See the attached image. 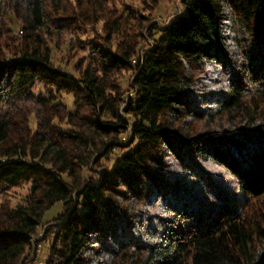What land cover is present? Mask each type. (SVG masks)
<instances>
[{
    "label": "trees",
    "instance_id": "16d2710c",
    "mask_svg": "<svg viewBox=\"0 0 264 264\" xmlns=\"http://www.w3.org/2000/svg\"><path fill=\"white\" fill-rule=\"evenodd\" d=\"M108 2L0 0V196L28 187L1 203L0 264L24 262L59 203L45 264H264V0H182L144 50L127 26L149 17L105 18ZM103 19L69 42L77 76L54 64L52 39Z\"/></svg>",
    "mask_w": 264,
    "mask_h": 264
},
{
    "label": "rangeland",
    "instance_id": "374dc122",
    "mask_svg": "<svg viewBox=\"0 0 264 264\" xmlns=\"http://www.w3.org/2000/svg\"><path fill=\"white\" fill-rule=\"evenodd\" d=\"M108 6L110 12L108 11V13L105 14V18L114 16V14H118L121 11L123 12L124 8L126 7H133L136 11H140L144 16L149 17L148 24H144L146 27H142V30H140L138 25L134 22H130V26H127L128 34H133L136 36L138 32H144L145 38L140 39L139 50H144L152 44L153 40L147 35V32H149L148 29L151 26L154 24L158 26L166 25L184 10L182 0H111V2H108ZM103 24L104 19L100 20L96 25L85 28L83 31L84 33L82 32L80 36H77V34L74 33L69 36L61 35L59 36L61 37L60 39H52L51 43L53 47L54 64L60 66L63 69L72 71L77 76L78 73L75 68L84 52L78 46L79 42L76 43L75 48L69 46V42L72 39H76L78 37L85 39L87 37L93 38L97 34H103ZM7 25L9 31L5 32L4 34V38L2 39L3 44H11L16 46L18 45L22 36L21 24L10 18L7 22ZM113 41L114 44L117 42L115 40ZM120 79L122 84L126 87L133 79V72L125 71L121 74ZM65 98L66 102L71 104L70 107L72 108L71 97L66 96ZM199 128L201 129V126H199ZM213 128L217 129L218 126L215 125ZM200 164H202L203 169H205V171L211 176L214 184H218L220 187L239 198L242 197V192L240 191L235 179L223 167L210 161L200 162ZM27 196L28 187L22 186L14 188L8 193L7 196H0V206L2 202L7 200L14 206ZM63 208V204L59 203L47 211L42 226L38 228L37 233L34 236L32 248H30L22 264L46 263V259L48 257V243L43 241L45 228L48 226V221L52 220L55 216L62 212Z\"/></svg>",
    "mask_w": 264,
    "mask_h": 264
}]
</instances>
